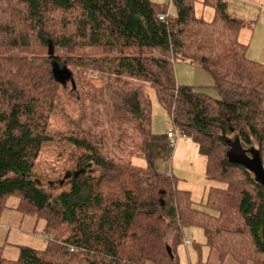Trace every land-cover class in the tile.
<instances>
[{
    "label": "trees",
    "instance_id": "obj_1",
    "mask_svg": "<svg viewBox=\"0 0 264 264\" xmlns=\"http://www.w3.org/2000/svg\"><path fill=\"white\" fill-rule=\"evenodd\" d=\"M194 2L170 0V10L152 0H0V48L23 52L0 55V215L14 197L15 209L43 219L52 237L42 250L19 246L15 260L0 247V264H179L186 226L202 228L220 264L228 257L264 264V185L227 160L222 136L238 133L264 165V63L247 57L238 38L245 21L229 13L227 0H203L210 20L196 15ZM30 47L46 52L24 54ZM84 47L101 51L73 54ZM178 60L211 71L219 98L178 84ZM68 66L154 88L171 127L205 156L206 180L224 185L208 188L205 209L173 174L102 157L77 138L70 140L87 153L68 172V190L33 177ZM142 132L150 135L149 127Z\"/></svg>",
    "mask_w": 264,
    "mask_h": 264
},
{
    "label": "rangeland",
    "instance_id": "obj_2",
    "mask_svg": "<svg viewBox=\"0 0 264 264\" xmlns=\"http://www.w3.org/2000/svg\"><path fill=\"white\" fill-rule=\"evenodd\" d=\"M152 1L164 4L170 2ZM227 5L229 13L245 21L238 38L247 45V57L253 56L255 61L262 62L264 0H227ZM169 9L172 10L170 4ZM194 10L196 15L204 19H210L213 12L211 7L203 4V0H195ZM21 51L7 52L0 48V55L23 53ZM54 51L64 53L56 49ZM100 51L98 47H84L77 48L73 54L96 55ZM132 51L130 48L125 49L127 53ZM45 52V47H30L24 54L31 56ZM68 68L67 72H72L73 78L65 80L59 87V99L47 129L51 140L42 144L33 168V177L40 183H50L54 189L61 187L68 190V172L75 170L78 160L87 153L70 140L77 138L93 145L102 157L148 166L163 175L173 174L178 179L177 186L189 191L193 205L205 209L208 188L224 185L206 180L205 156L189 136L180 134L172 148L165 145L163 137L171 127V121L160 105L154 88L128 77L94 73L73 66ZM218 73L223 74V71L219 70ZM174 75L178 84L199 88L209 97L219 98L212 86L213 76L207 68L178 60L174 62ZM135 105L138 106V113ZM147 126L150 130L148 136L142 132ZM150 136L153 139L152 145H149ZM145 153L149 158L145 157ZM57 181L60 182L59 186L54 184ZM186 240L188 244H185ZM176 255L179 264H196L198 261L220 264L217 252L210 250L204 232L198 226L183 228V235L176 246ZM223 264L236 263L228 257Z\"/></svg>",
    "mask_w": 264,
    "mask_h": 264
},
{
    "label": "crops",
    "instance_id": "obj_3",
    "mask_svg": "<svg viewBox=\"0 0 264 264\" xmlns=\"http://www.w3.org/2000/svg\"><path fill=\"white\" fill-rule=\"evenodd\" d=\"M212 16L213 12L210 19ZM250 59L256 60L253 56H250ZM163 139L165 141V136ZM16 204V198H8L6 206L0 215V247L2 256L10 260H15L18 257L19 246H29L42 250L46 247L48 241L43 232L45 221L20 213L15 209Z\"/></svg>",
    "mask_w": 264,
    "mask_h": 264
},
{
    "label": "water",
    "instance_id": "obj_4",
    "mask_svg": "<svg viewBox=\"0 0 264 264\" xmlns=\"http://www.w3.org/2000/svg\"><path fill=\"white\" fill-rule=\"evenodd\" d=\"M50 53L53 54V48ZM65 82L71 77V73L66 69L59 73ZM226 144L225 155L229 162L237 163L243 166L258 184L264 185V165L262 163L259 150L254 145L242 144L238 133L231 135L223 134Z\"/></svg>",
    "mask_w": 264,
    "mask_h": 264
},
{
    "label": "built area",
    "instance_id": "obj_5",
    "mask_svg": "<svg viewBox=\"0 0 264 264\" xmlns=\"http://www.w3.org/2000/svg\"><path fill=\"white\" fill-rule=\"evenodd\" d=\"M160 18H162V16H160ZM179 133L173 128V127H169L166 130V134H165V141H166V145L168 147H174L176 144V140L179 137ZM48 240H51L52 237H47ZM185 244H188V241H185ZM70 250H72V247H70Z\"/></svg>",
    "mask_w": 264,
    "mask_h": 264
}]
</instances>
